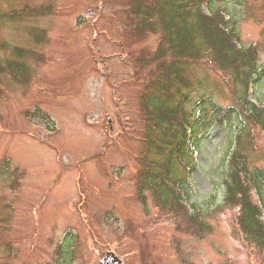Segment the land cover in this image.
I'll use <instances>...</instances> for the list:
<instances>
[{
    "label": "rangeland",
    "instance_id": "obj_1",
    "mask_svg": "<svg viewBox=\"0 0 264 264\" xmlns=\"http://www.w3.org/2000/svg\"><path fill=\"white\" fill-rule=\"evenodd\" d=\"M127 7L0 0V61L26 50L23 81L0 74V264H97L109 251L124 264H264L224 204L235 152L264 170V131L244 124L233 82L207 60L185 66L184 107L208 95L227 110L192 137L184 199L208 227L190 226L141 185L153 67L135 59L152 54L159 35L133 41ZM216 7L236 20L243 46L257 47L248 99L264 105V0H211L203 9Z\"/></svg>",
    "mask_w": 264,
    "mask_h": 264
},
{
    "label": "trees",
    "instance_id": "obj_2",
    "mask_svg": "<svg viewBox=\"0 0 264 264\" xmlns=\"http://www.w3.org/2000/svg\"><path fill=\"white\" fill-rule=\"evenodd\" d=\"M210 2L128 0L126 10V24L130 26L133 41L142 40L148 34L159 35L152 54L142 62L135 59L137 67H153L142 103L149 128L140 183L153 191L162 206H168L172 213L179 214L190 226H199L201 231L208 226L200 210H193L184 199L186 180L194 165L191 141L209 117L227 108L210 96L202 95L195 103L200 106L199 115L194 114L195 105L188 111L184 107L189 101L184 91L190 87L185 66L204 59L219 72L226 73L237 91V105L243 110L242 121L264 131V105L248 99L249 90L259 75L257 47L241 44L236 20L226 16L222 8L204 11ZM25 52L23 48L14 47L16 58L0 61V74H11L15 81H23L26 68L20 58ZM151 153L156 158H148ZM225 188L224 204L236 210L240 234L264 255V170L248 167L245 155L237 151L229 160Z\"/></svg>",
    "mask_w": 264,
    "mask_h": 264
},
{
    "label": "water",
    "instance_id": "obj_3",
    "mask_svg": "<svg viewBox=\"0 0 264 264\" xmlns=\"http://www.w3.org/2000/svg\"><path fill=\"white\" fill-rule=\"evenodd\" d=\"M97 264H124V262L112 251L106 252Z\"/></svg>",
    "mask_w": 264,
    "mask_h": 264
}]
</instances>
